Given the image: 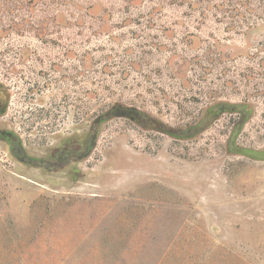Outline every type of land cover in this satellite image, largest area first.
<instances>
[{
  "label": "rangeland",
  "instance_id": "1",
  "mask_svg": "<svg viewBox=\"0 0 264 264\" xmlns=\"http://www.w3.org/2000/svg\"><path fill=\"white\" fill-rule=\"evenodd\" d=\"M0 105V264H264V0H0Z\"/></svg>",
  "mask_w": 264,
  "mask_h": 264
},
{
  "label": "flooded vegetation",
  "instance_id": "2",
  "mask_svg": "<svg viewBox=\"0 0 264 264\" xmlns=\"http://www.w3.org/2000/svg\"><path fill=\"white\" fill-rule=\"evenodd\" d=\"M3 107L0 105V114ZM215 113H218L216 110ZM93 135L87 134V138L85 139V143L80 147L82 149V153H86L89 150V143H93ZM0 141H7L11 152L15 154V159L20 161L21 163H27L28 161H37L36 163L40 164L41 162H45L46 160H49L50 155L46 156H36L35 153L31 154L28 152L27 147L23 145L21 135L15 133L14 130L8 129V128H0ZM69 147L70 150H68V147L63 146L64 149H61L60 153L57 156V162L60 164L59 169L67 168V167H75L78 163V159L81 160L84 156L79 157V153L77 151V147L74 146V144L70 141ZM77 146V145H76ZM81 153V154H82ZM40 167H45L44 164H40Z\"/></svg>",
  "mask_w": 264,
  "mask_h": 264
},
{
  "label": "trees",
  "instance_id": "3",
  "mask_svg": "<svg viewBox=\"0 0 264 264\" xmlns=\"http://www.w3.org/2000/svg\"><path fill=\"white\" fill-rule=\"evenodd\" d=\"M129 117L138 122L141 125H152L158 127V130L167 131L169 130L168 127L162 124L159 120L156 119H148V115L145 113L138 111L137 108L129 107V106H122L115 104L109 109H107L103 114L95 117L93 121V129L95 130L96 134L99 133L100 125L107 121L112 117ZM150 118V117H149Z\"/></svg>",
  "mask_w": 264,
  "mask_h": 264
},
{
  "label": "water",
  "instance_id": "4",
  "mask_svg": "<svg viewBox=\"0 0 264 264\" xmlns=\"http://www.w3.org/2000/svg\"><path fill=\"white\" fill-rule=\"evenodd\" d=\"M166 133H169V134H175V133H173V131H171V130H167V131H165Z\"/></svg>",
  "mask_w": 264,
  "mask_h": 264
}]
</instances>
